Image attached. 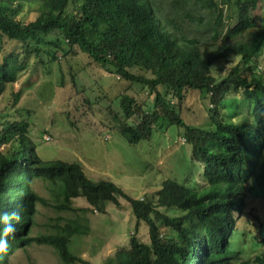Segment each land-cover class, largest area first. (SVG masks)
Returning a JSON list of instances; mask_svg holds the SVG:
<instances>
[{
    "label": "trees",
    "instance_id": "16d2710c",
    "mask_svg": "<svg viewBox=\"0 0 264 264\" xmlns=\"http://www.w3.org/2000/svg\"><path fill=\"white\" fill-rule=\"evenodd\" d=\"M14 1L25 0H0V98L32 55L46 67L79 49L98 68L129 84L113 128L131 145L150 141L169 126L181 129L193 162L203 169L204 184L189 189L166 180L154 196L133 199L113 182H93L78 164L41 160L29 123L6 120L0 142H11L12 148L0 153V264L32 241L53 247L64 264H90L70 250L75 237L89 232L77 219L56 234L29 236L36 203H46L31 188L34 177L55 186L59 211H75L71 203L79 198L99 213L108 203L127 201L137 226L147 227L148 243L134 232L130 249L117 253L116 264H264V222L257 234L243 232L254 236L261 253L244 258L233 249L237 223L246 217L255 227L253 219L259 217L251 202L264 196V74L258 69L264 15L255 14L264 0H198L202 11L217 12L211 39L219 45L210 51L200 50L198 40L177 26L181 18L203 23V17L188 11L193 0H173L172 18L171 12L159 11L156 0H40L39 16L28 24L15 19ZM224 7L236 8V24L227 31ZM231 57L238 64L218 79L213 64ZM134 85L147 90L153 103L128 95ZM191 92L203 96L206 116L195 125L182 117ZM244 109L250 119L240 116Z\"/></svg>",
    "mask_w": 264,
    "mask_h": 264
},
{
    "label": "rangeland",
    "instance_id": "374dc122",
    "mask_svg": "<svg viewBox=\"0 0 264 264\" xmlns=\"http://www.w3.org/2000/svg\"><path fill=\"white\" fill-rule=\"evenodd\" d=\"M156 1L159 11L162 14L171 12L172 18L175 13L173 0ZM12 4L15 19L22 24L31 23L39 16L40 0L14 1ZM189 9L196 17H203V23H192L181 18L177 26L183 28L188 38L198 40L200 50H212L219 45L211 39L217 12L202 11L198 0H193ZM235 10L232 8L229 12L224 7L225 31L236 24ZM255 14L264 15V1ZM168 28L172 29L170 26ZM76 51V55L72 54L46 67L32 55L27 60L25 70L20 71L16 80L5 87L0 98V125L6 120L28 122L29 137L41 160L78 164L93 182H113L133 199L154 196L166 180L184 183L189 189L200 188L204 184L203 169L193 162L192 148L185 144L182 130L169 126L154 134L150 141L138 145L128 143L118 129L113 128V119L115 114L122 113L121 93L129 84L120 81L119 76L98 68L79 49ZM238 62L233 57L216 61L212 73L221 79ZM258 69L264 74V52L259 59ZM128 95L138 103H153L148 91L140 85H134ZM203 101L199 92H191L183 102L182 117L190 125H195L196 120L205 121L206 116L201 111ZM245 111L242 110L240 116L250 119ZM11 145V142H0V153L9 152ZM31 188L46 202L36 203L35 223L29 232L31 238L56 234L68 220L77 219L89 226V232L85 236L75 237L70 250L90 264H116L117 253L130 249L134 232L141 241L148 243L147 227L143 223L137 226L138 221L123 198L119 206L108 203L105 213L92 210L84 198L72 201L75 211L64 212L56 208L57 193L51 183L34 177ZM251 203L255 215L259 217L253 219L256 225L253 227L252 222L244 217L236 225L239 233L233 243V249L240 250V256L244 258L263 251V247H255L253 235H243L244 231L259 233L255 229L264 222V196L254 197ZM164 213L169 214L167 210ZM7 264L64 263L53 247L32 241L25 247L15 248L9 254Z\"/></svg>",
    "mask_w": 264,
    "mask_h": 264
},
{
    "label": "clouds",
    "instance_id": "9594fccd",
    "mask_svg": "<svg viewBox=\"0 0 264 264\" xmlns=\"http://www.w3.org/2000/svg\"><path fill=\"white\" fill-rule=\"evenodd\" d=\"M0 246H2V245H0Z\"/></svg>",
    "mask_w": 264,
    "mask_h": 264
}]
</instances>
